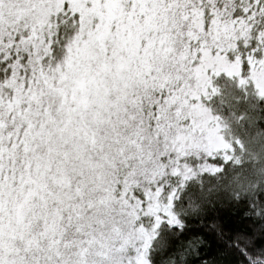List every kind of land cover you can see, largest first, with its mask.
<instances>
[{
    "label": "snow or ice",
    "instance_id": "6c2138e0",
    "mask_svg": "<svg viewBox=\"0 0 264 264\" xmlns=\"http://www.w3.org/2000/svg\"><path fill=\"white\" fill-rule=\"evenodd\" d=\"M194 259L264 264V0H0V264Z\"/></svg>",
    "mask_w": 264,
    "mask_h": 264
},
{
    "label": "trees",
    "instance_id": "16d2710c",
    "mask_svg": "<svg viewBox=\"0 0 264 264\" xmlns=\"http://www.w3.org/2000/svg\"><path fill=\"white\" fill-rule=\"evenodd\" d=\"M211 215L217 216L223 221L226 233L235 231L244 225L243 219L237 218L239 215L238 210L236 208L229 207L227 205H220V206L214 207L211 210ZM188 227L189 228H199L200 222L199 221L190 222ZM225 243H226V239L223 241H220V240H216L213 238L211 240L210 247L205 248L204 252L211 254V251H213L217 245L220 247H223ZM203 258H206V256H204ZM193 264H199V260L194 259Z\"/></svg>",
    "mask_w": 264,
    "mask_h": 264
}]
</instances>
